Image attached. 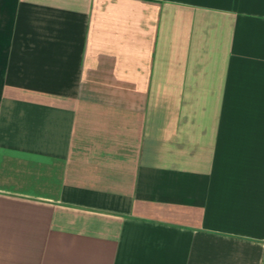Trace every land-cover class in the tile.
<instances>
[{
  "label": "crops",
  "instance_id": "0c3cea01",
  "mask_svg": "<svg viewBox=\"0 0 264 264\" xmlns=\"http://www.w3.org/2000/svg\"><path fill=\"white\" fill-rule=\"evenodd\" d=\"M0 264H264V0H0Z\"/></svg>",
  "mask_w": 264,
  "mask_h": 264
}]
</instances>
